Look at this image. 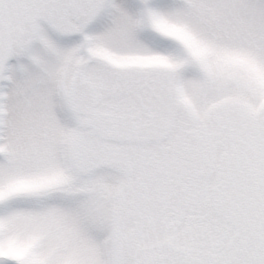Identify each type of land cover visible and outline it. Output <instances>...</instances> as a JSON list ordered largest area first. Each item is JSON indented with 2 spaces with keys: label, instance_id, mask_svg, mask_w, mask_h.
Wrapping results in <instances>:
<instances>
[{
  "label": "snow or ice",
  "instance_id": "6c2138e0",
  "mask_svg": "<svg viewBox=\"0 0 264 264\" xmlns=\"http://www.w3.org/2000/svg\"><path fill=\"white\" fill-rule=\"evenodd\" d=\"M0 264H264V0H0Z\"/></svg>",
  "mask_w": 264,
  "mask_h": 264
}]
</instances>
